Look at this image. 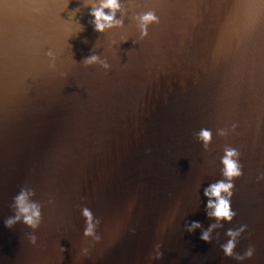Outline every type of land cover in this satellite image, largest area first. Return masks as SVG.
Segmentation results:
<instances>
[{"label":"water","instance_id":"obj_1","mask_svg":"<svg viewBox=\"0 0 264 264\" xmlns=\"http://www.w3.org/2000/svg\"><path fill=\"white\" fill-rule=\"evenodd\" d=\"M254 2L122 0V25L103 33L92 31L83 0L63 11L62 0L0 5V264H264V8L246 6ZM78 6L83 31L69 49L63 19ZM149 9L159 23L133 44L131 17ZM49 49L60 53L54 71ZM90 52L110 69L80 65ZM200 128L212 133L207 150ZM225 145L242 165L236 214L204 242L212 220L202 189L220 179ZM21 186L42 204L31 245L24 225H3ZM82 206L99 219L96 243L81 236ZM241 224L233 252L252 246L253 255L223 257L225 230ZM156 243L161 257L149 259Z\"/></svg>","mask_w":264,"mask_h":264},{"label":"clouds","instance_id":"obj_2","mask_svg":"<svg viewBox=\"0 0 264 264\" xmlns=\"http://www.w3.org/2000/svg\"><path fill=\"white\" fill-rule=\"evenodd\" d=\"M264 2V0H262ZM70 0H62L61 11L67 9V5ZM83 6L88 8L87 15L91 17L90 21H87L92 28V31L96 33H103L107 29L119 28L122 23L123 9L122 0H83ZM79 10V6L67 10V19H63L65 43L70 49L71 45L67 43L69 38H75V36L83 31V25L80 24L78 19H75V14ZM107 10V11H105ZM117 13H120V17H117ZM134 22L136 30V39L132 41L133 44L142 40L148 34V28L150 25L159 23V18L151 10L139 11L131 17ZM128 37L125 35L120 36L119 43L127 41ZM117 41H109V47ZM59 51H52L51 49L44 52L45 57L48 58L47 68L49 70H55L56 57L59 55ZM73 62H77L73 60ZM80 65H98L100 69L107 72L110 69V64L107 60L102 59L95 52H90L89 55L84 56L78 62ZM63 77L64 73H59ZM236 125L233 123L229 125L228 129L218 128L217 135L225 136L227 132L235 129ZM211 131L206 128H200L195 137L201 144V147L207 150L208 144L211 140ZM147 152L148 149H145ZM240 153L236 148L225 145L222 149V154L219 158V174L220 179L208 183L202 189V196L204 200L205 216L212 220V223L208 227L200 232L199 239L208 242L210 239V232L213 228H218L223 223H229L235 216V211L230 207V201L232 197L233 180L242 175V165L239 161ZM264 179V174H257L256 180ZM34 196L33 189L27 186H21L15 195L11 198L9 208L12 211L10 216H7L3 220V225L6 228L12 227L19 222L24 225L30 231L28 232L26 239L28 244L36 243L35 230L41 223V207L42 204L32 197ZM48 203H51L49 199ZM80 216L83 219V228L81 236L85 240L91 241V243L98 242L101 237L96 232V227L99 224V219H94L91 210L87 207H80ZM198 222H192L187 226V231L191 232L194 228H198ZM246 225L241 224L235 228H228L225 230L224 235L226 240L219 244V249L223 257H230L236 261H242L250 258L253 255V247L248 246L242 252V254H234L233 249L236 246L237 238L242 232L245 231ZM81 247L78 252L79 257H87L89 248ZM60 253L64 252L63 247H59ZM161 257L160 244L153 245L152 252L149 254V259L159 260Z\"/></svg>","mask_w":264,"mask_h":264},{"label":"snow or ice","instance_id":"obj_3","mask_svg":"<svg viewBox=\"0 0 264 264\" xmlns=\"http://www.w3.org/2000/svg\"><path fill=\"white\" fill-rule=\"evenodd\" d=\"M161 2H167V0H161ZM5 3V0H0V5ZM249 8H264V2L262 0H255L254 3H249L246 5ZM254 17H250V21L253 20Z\"/></svg>","mask_w":264,"mask_h":264}]
</instances>
